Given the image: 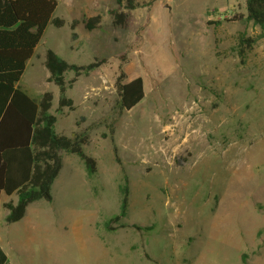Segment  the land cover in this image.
<instances>
[{
  "label": "rangeland",
  "instance_id": "374dc122",
  "mask_svg": "<svg viewBox=\"0 0 264 264\" xmlns=\"http://www.w3.org/2000/svg\"><path fill=\"white\" fill-rule=\"evenodd\" d=\"M136 3L117 26L116 0H58L53 17L65 23L47 25L35 64L20 79L36 97L53 92L58 133L88 131L84 150L96 168L90 173L63 152L53 200L30 208L40 225L29 240L25 227L18 231L27 244L18 257L33 264H264L261 27L247 20L246 0ZM47 49L76 64L100 62L72 83L67 72L73 108H59V87L37 67ZM122 69L127 81L141 76L145 85L129 110L119 107ZM126 178L128 213L111 221Z\"/></svg>",
  "mask_w": 264,
  "mask_h": 264
},
{
  "label": "trees",
  "instance_id": "16d2710c",
  "mask_svg": "<svg viewBox=\"0 0 264 264\" xmlns=\"http://www.w3.org/2000/svg\"><path fill=\"white\" fill-rule=\"evenodd\" d=\"M116 2L118 8L111 9L113 22L125 26L129 11L137 6L136 0ZM57 6L58 0H0V205L2 203L9 210L5 218L8 223L21 220L33 201H52L51 189L63 166V152L77 155L90 173L96 168V160L84 150L89 139L87 130L74 136L56 131L57 116L50 111L53 92L46 91L37 100L18 84L47 25L50 22L59 27L64 25L63 18L53 17ZM246 11L247 20L260 26L261 36H264V0H246ZM98 20L100 15L91 17L87 27L93 28ZM77 22V19L73 20V28ZM241 40L249 41V38L242 35ZM99 63H72L53 49H47L45 66L50 72L49 80L60 89L59 108L74 107V100L66 95L67 72H74L69 81L72 83L78 76L89 74ZM116 86L120 109L133 108L145 96L143 78L139 76L127 81L123 69ZM129 192L126 178L120 213L111 221L127 215ZM3 193L9 196L16 193L17 202H2ZM106 225L111 228L110 223ZM0 264H9L8 256L1 248Z\"/></svg>",
  "mask_w": 264,
  "mask_h": 264
},
{
  "label": "crops",
  "instance_id": "0c3cea01",
  "mask_svg": "<svg viewBox=\"0 0 264 264\" xmlns=\"http://www.w3.org/2000/svg\"><path fill=\"white\" fill-rule=\"evenodd\" d=\"M37 46L35 47L32 56L29 58V60L26 63V69L30 64L32 66H34V64H35V62H33V59L36 55ZM37 67L40 71L45 72V76H47L49 78L50 72L47 69V67L45 66V57L43 59H41V61L37 65ZM26 69H25V71H26ZM46 69L48 70V73H46ZM20 81L18 82L19 86H21ZM21 88L23 90H25L30 96L36 98L37 100L41 99V97H42V96L36 97V96L32 95L30 92H28V90L26 88H24L22 86H21ZM14 195H16V197H14ZM10 200L17 202L18 195L16 193H14L10 196L5 194V193L2 194V199H1L2 202H7ZM39 200H42V199H39ZM39 200H36V201H33L32 203H30L28 205L27 212L24 215V217L21 220L13 222V223L6 222L5 218L9 212V210L6 207H4L2 205V203L0 205V248L8 256V263L9 264H24V263L25 264H33V260H31V259H26L23 262L18 257V256H21V254L26 250L25 246L27 245L25 242L19 243L22 240L18 238V231L20 228L25 227L24 228L25 236H23L24 237L23 239L24 240L32 239V236H28V234L31 233L33 230H36V228L40 225V223H36L33 220V217H32L31 212H30V208L32 207L31 205H35V203H37ZM43 206H44L43 211H45L46 205H43Z\"/></svg>",
  "mask_w": 264,
  "mask_h": 264
}]
</instances>
